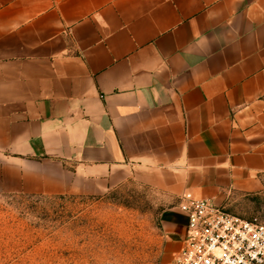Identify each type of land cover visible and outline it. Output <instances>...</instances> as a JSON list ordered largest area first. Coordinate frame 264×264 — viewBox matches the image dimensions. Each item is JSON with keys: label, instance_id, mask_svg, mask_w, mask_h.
<instances>
[{"label": "crops", "instance_id": "obj_1", "mask_svg": "<svg viewBox=\"0 0 264 264\" xmlns=\"http://www.w3.org/2000/svg\"><path fill=\"white\" fill-rule=\"evenodd\" d=\"M132 179L174 255L184 193L264 192V0H0V191Z\"/></svg>", "mask_w": 264, "mask_h": 264}, {"label": "rangeland", "instance_id": "obj_2", "mask_svg": "<svg viewBox=\"0 0 264 264\" xmlns=\"http://www.w3.org/2000/svg\"><path fill=\"white\" fill-rule=\"evenodd\" d=\"M168 206L161 193L134 179L94 195L0 191V264L167 262L176 256L164 226ZM225 206L264 221V192Z\"/></svg>", "mask_w": 264, "mask_h": 264}, {"label": "built area", "instance_id": "obj_3", "mask_svg": "<svg viewBox=\"0 0 264 264\" xmlns=\"http://www.w3.org/2000/svg\"><path fill=\"white\" fill-rule=\"evenodd\" d=\"M187 216L183 246L173 264H264V221L229 212L209 198L184 193Z\"/></svg>", "mask_w": 264, "mask_h": 264}]
</instances>
